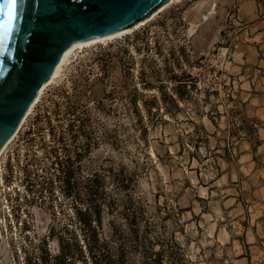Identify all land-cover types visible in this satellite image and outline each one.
Segmentation results:
<instances>
[{
	"label": "rangeland",
	"instance_id": "obj_1",
	"mask_svg": "<svg viewBox=\"0 0 264 264\" xmlns=\"http://www.w3.org/2000/svg\"><path fill=\"white\" fill-rule=\"evenodd\" d=\"M207 1L80 50L48 89L8 150L25 188L0 264H146L173 242L185 264H264V0H216L190 37Z\"/></svg>",
	"mask_w": 264,
	"mask_h": 264
},
{
	"label": "water",
	"instance_id": "obj_2",
	"mask_svg": "<svg viewBox=\"0 0 264 264\" xmlns=\"http://www.w3.org/2000/svg\"><path fill=\"white\" fill-rule=\"evenodd\" d=\"M168 1L20 0L13 35L0 46V151L75 43L128 29Z\"/></svg>",
	"mask_w": 264,
	"mask_h": 264
},
{
	"label": "bare ground",
	"instance_id": "obj_3",
	"mask_svg": "<svg viewBox=\"0 0 264 264\" xmlns=\"http://www.w3.org/2000/svg\"><path fill=\"white\" fill-rule=\"evenodd\" d=\"M181 0H169L167 3H165L163 6H161L156 12H154L149 18H147L146 20L141 21L140 23L125 29L123 31H120L114 35H110V36H105V37H99V38H95V39H91V40H87V41H81V42H77L75 43L60 59V62L55 70V72L53 73L52 77L50 78V80H48L43 88L41 89L40 93L38 94L37 98L35 99L34 103L31 105V107L29 108L27 114L25 115V117L23 118L21 124L19 125L17 131L15 132V134L6 142V144L3 146L2 150L0 151V159L3 155H5L6 153H8L9 147L11 146V144L14 142V140L17 138V136L19 135L20 131L22 130L23 126L25 125V123L27 122V120L29 119V117L33 114L35 108L37 107V105L42 101L44 95L47 93L48 89L53 86L56 85L58 83H61L63 81H65L66 78V74H64V69L71 64V62L77 58V53H79L80 50H83L84 48L87 47H91L93 45L96 44H105L108 43L109 41L115 40V39H120L123 36L132 34L133 32L139 30L140 28L146 26L148 23L154 21L157 16H159L162 12H164L166 9L170 8L173 4H176L178 2H180ZM208 4L207 2H203L201 3L199 6H197L195 9H193V13L195 15V21L190 23V28L188 30V34L190 35V37L196 32L197 29H199L198 27L200 26V22L203 21H207L209 19V17L214 14L215 10H216V0H211V3L209 4V8L207 9L206 12H202V10L204 8H206ZM191 14V13H190ZM12 222L9 221H5V220H1L0 221V240H2L3 238L6 240V236L9 235L6 233L8 232L7 229V223L9 225H12ZM6 232V233H5ZM1 236H4L3 238ZM15 236V235H14ZM18 236V235H17ZM6 247L9 248V244L5 243ZM19 246V245H18ZM3 259V258H2Z\"/></svg>",
	"mask_w": 264,
	"mask_h": 264
},
{
	"label": "built area",
	"instance_id": "obj_4",
	"mask_svg": "<svg viewBox=\"0 0 264 264\" xmlns=\"http://www.w3.org/2000/svg\"><path fill=\"white\" fill-rule=\"evenodd\" d=\"M13 156L14 153L9 152L0 159V221H14L19 214V203L24 201L22 189L25 186L22 180V185L17 181V167L11 165Z\"/></svg>",
	"mask_w": 264,
	"mask_h": 264
},
{
	"label": "trees",
	"instance_id": "obj_5",
	"mask_svg": "<svg viewBox=\"0 0 264 264\" xmlns=\"http://www.w3.org/2000/svg\"><path fill=\"white\" fill-rule=\"evenodd\" d=\"M102 205L98 203L96 205V211L94 210V213L91 215L89 223L92 224L93 221L96 222V224H101L102 219ZM81 223H84L82 219H80ZM171 248L166 250L162 249L156 252L149 253V258L146 264H185V261L183 259L182 254L179 251V247H177L176 243H171ZM113 260V259H111ZM116 262L110 263V264H116ZM124 264V263H122Z\"/></svg>",
	"mask_w": 264,
	"mask_h": 264
},
{
	"label": "snow or ice",
	"instance_id": "obj_6",
	"mask_svg": "<svg viewBox=\"0 0 264 264\" xmlns=\"http://www.w3.org/2000/svg\"><path fill=\"white\" fill-rule=\"evenodd\" d=\"M20 0H3L0 3V46L10 41L19 17Z\"/></svg>",
	"mask_w": 264,
	"mask_h": 264
}]
</instances>
